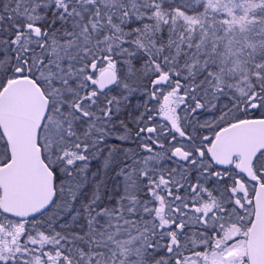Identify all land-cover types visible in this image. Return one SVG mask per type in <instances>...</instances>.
Segmentation results:
<instances>
[{
	"label": "snow or ice",
	"instance_id": "1",
	"mask_svg": "<svg viewBox=\"0 0 264 264\" xmlns=\"http://www.w3.org/2000/svg\"><path fill=\"white\" fill-rule=\"evenodd\" d=\"M0 264H264V0H0Z\"/></svg>",
	"mask_w": 264,
	"mask_h": 264
}]
</instances>
